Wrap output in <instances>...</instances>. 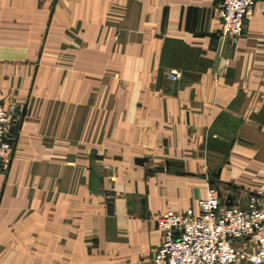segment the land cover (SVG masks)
I'll return each instance as SVG.
<instances>
[{"label": "crops", "instance_id": "obj_1", "mask_svg": "<svg viewBox=\"0 0 264 264\" xmlns=\"http://www.w3.org/2000/svg\"><path fill=\"white\" fill-rule=\"evenodd\" d=\"M222 1L0 0V264H152L210 184L264 209V0L237 45Z\"/></svg>", "mask_w": 264, "mask_h": 264}, {"label": "built area", "instance_id": "obj_2", "mask_svg": "<svg viewBox=\"0 0 264 264\" xmlns=\"http://www.w3.org/2000/svg\"><path fill=\"white\" fill-rule=\"evenodd\" d=\"M256 11L255 0H223L216 8L221 34L237 45ZM169 78L179 81L181 73ZM0 86V171L14 149L13 105L2 102ZM260 192L246 196V204L228 203L210 184L198 209L168 210L158 219L164 239L152 264H264V209Z\"/></svg>", "mask_w": 264, "mask_h": 264}, {"label": "water", "instance_id": "obj_3", "mask_svg": "<svg viewBox=\"0 0 264 264\" xmlns=\"http://www.w3.org/2000/svg\"><path fill=\"white\" fill-rule=\"evenodd\" d=\"M138 162H141V160H140V161H138Z\"/></svg>", "mask_w": 264, "mask_h": 264}]
</instances>
